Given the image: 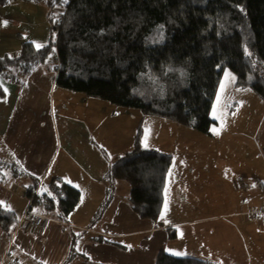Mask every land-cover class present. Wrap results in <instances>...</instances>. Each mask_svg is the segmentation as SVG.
Returning a JSON list of instances; mask_svg holds the SVG:
<instances>
[{"label":"crops","instance_id":"0c3cea01","mask_svg":"<svg viewBox=\"0 0 264 264\" xmlns=\"http://www.w3.org/2000/svg\"><path fill=\"white\" fill-rule=\"evenodd\" d=\"M15 1L0 2V28L5 21L15 27L25 24L27 34L17 36L13 48L0 43V57L18 53L22 42L41 47L55 41L50 33V18L60 10H48L39 22H34L33 11L13 13L7 9ZM54 60L57 69L55 55L26 76L3 71L13 75L7 77L0 72V162L14 163L25 173L13 176L5 171L0 183V205L18 218L9 239L0 228V264H63L73 247L79 254L68 264H155L160 251L213 264H243L237 256L246 245L244 239L241 243L238 240L244 233L242 222L244 235L248 234L252 241L258 235L264 237V219L233 224L228 220L242 216L245 205L255 204L256 210L264 206V178L256 171L243 174L242 193L252 190L250 201L242 197L237 202H202L200 198L206 191L190 184V156L182 160L185 164H180L179 169L173 167L172 158L160 224L139 218L129 206V185L128 189L120 183L124 181H117L109 186L105 181L110 161L132 148L139 125L143 147L164 153L160 147L167 139L174 138L176 142L186 131L162 118L155 119L153 129L148 128L147 122L156 117H142L135 109L63 91L55 85L56 70L51 66ZM182 170L185 175L181 176ZM54 178L80 193L79 204L64 221L30 210V200L24 196L33 187L39 193L41 186ZM105 200V208L94 220ZM198 209H206L207 213L202 215ZM35 215L49 218L48 225L41 233L26 232L22 219ZM249 246L251 253L245 260L264 264V259L259 258L264 257V250L256 251L255 243Z\"/></svg>","mask_w":264,"mask_h":264},{"label":"trees","instance_id":"16d2710c","mask_svg":"<svg viewBox=\"0 0 264 264\" xmlns=\"http://www.w3.org/2000/svg\"><path fill=\"white\" fill-rule=\"evenodd\" d=\"M26 1L62 10L59 23L50 18L55 41L41 47L22 42L18 53L0 57V72L26 76L56 55L57 87L205 134L214 123L209 113L224 68L234 74L237 88L250 89L264 101V0ZM141 137L139 125L132 148L110 161L105 181L109 186L126 182L131 210L159 225L172 157L144 148ZM5 171L25 174L14 163L0 162V183ZM35 189L26 192L30 210L61 221L80 202L79 191L59 178L39 193ZM17 223L16 215L0 205L4 237L10 238ZM78 254L71 248L63 264ZM155 264L213 263L160 251Z\"/></svg>","mask_w":264,"mask_h":264},{"label":"rangeland","instance_id":"374dc122","mask_svg":"<svg viewBox=\"0 0 264 264\" xmlns=\"http://www.w3.org/2000/svg\"><path fill=\"white\" fill-rule=\"evenodd\" d=\"M2 6L0 4V8ZM7 9L13 13L33 11L34 18L31 20L34 22H39L43 14L49 10L43 1L26 0L12 2ZM60 11L62 12V10ZM60 11L57 14L61 16ZM52 23L56 22L52 19ZM25 26L24 24L22 27H15L5 21L0 28V43L7 44V48H13L19 36L26 37ZM51 66L53 70H56L55 60ZM63 91L68 90L64 89ZM209 116L214 123L210 126L208 134L182 126L180 129L186 132L179 135L176 142L174 138L173 140L168 138L165 145L160 148L166 154H174L171 157L173 156V167L176 169L185 164L182 162L185 157L190 156V184L193 186L197 184L199 189L206 191L205 198H200L202 202L222 203L225 200L237 202L242 197L250 201L249 196L252 190H249V193H242L240 180L244 173L251 174L255 171L264 178V101L250 89L237 88L234 74L229 69L224 68L212 100ZM158 118L149 120L147 127L153 129L155 119ZM168 134H171L170 131ZM174 147L177 148L176 151H173ZM182 175H185L183 170L181 171ZM223 177L227 178L228 181H224ZM249 180L253 181L252 179ZM120 183L128 187L127 183ZM27 199L29 200V198ZM254 205H245L242 211L244 216L237 217L234 221L228 220V222L233 224L245 220L253 221L254 219L255 221V218L264 219V206L256 210ZM227 208H229L228 202ZM210 210L211 214L215 212L212 206H210ZM197 211L202 215L207 213L206 209H198ZM168 212H171L170 208ZM258 213L262 215H258ZM242 224L245 233V223L242 222ZM244 233L239 235L238 240L241 243L244 239L247 246L244 244L242 254L238 253L237 256L243 264H249L245 260L246 256L249 258L251 253L249 245L255 243L256 251L264 250V237L258 235L255 240L251 241L246 236L248 234L244 235ZM259 258L264 259V257ZM220 262H223V259H220ZM258 264L262 263L258 262Z\"/></svg>","mask_w":264,"mask_h":264},{"label":"built area","instance_id":"2783aa9c","mask_svg":"<svg viewBox=\"0 0 264 264\" xmlns=\"http://www.w3.org/2000/svg\"><path fill=\"white\" fill-rule=\"evenodd\" d=\"M52 19L54 20V22L59 23L61 20V16L60 14H55ZM1 74L6 75L7 77H13V75H11L8 72H2ZM26 198H28L27 193H25L24 195ZM31 202V199H29ZM264 214V212H263ZM258 215H262L259 214ZM264 216V215H263ZM49 222V218L43 216V215H35L31 218H23L22 219V223H23V228L26 232L32 231L34 233H41L44 231V229L46 228V226L48 225Z\"/></svg>","mask_w":264,"mask_h":264}]
</instances>
